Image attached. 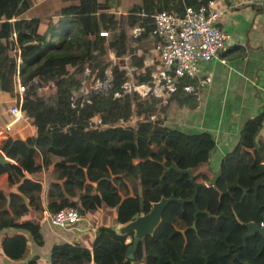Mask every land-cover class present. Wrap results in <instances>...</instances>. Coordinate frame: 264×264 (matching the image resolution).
Instances as JSON below:
<instances>
[{
    "label": "trees",
    "instance_id": "trees-1",
    "mask_svg": "<svg viewBox=\"0 0 264 264\" xmlns=\"http://www.w3.org/2000/svg\"><path fill=\"white\" fill-rule=\"evenodd\" d=\"M33 1L0 0V88L12 91L18 77L24 85L16 96L20 115L33 124V133L24 138L8 135L0 140L6 158L0 163V184L14 185L7 191L0 187V231L13 230L0 240L3 254L19 259L27 237L42 243L38 223L20 220L12 206L21 214L41 209V185L33 174L47 169L51 156H57L49 168L45 206L50 212L70 205L83 213L105 203L115 208V221L123 223L133 213L147 211L161 195L187 199L193 184L187 172L165 168L174 163L180 169L189 167L195 181L207 183L195 195L197 206L207 213H197L191 227L193 204L171 200L152 233L139 239L132 259L124 255L130 242L125 237L132 233L99 225L91 249L76 242L54 243L52 264H130L140 259L144 264H264L261 237L252 234L244 245L240 238L243 222L261 221L264 185L251 186L264 175V138L255 140L264 109L244 121L236 144L214 172L209 166L214 143L209 132L165 126L160 113L166 103L120 89L124 79L141 82L151 77L156 61L145 65L141 47L145 40L157 41L152 14L161 9L182 13L181 0H140L119 16L107 10L106 0H78L60 7L53 17H20ZM90 76L104 80V87L84 92L82 79ZM192 84L190 75L181 76L167 99L185 89L195 91ZM102 158L120 172L102 177ZM85 177L95 183L86 184L82 192ZM243 187L248 189L241 195ZM16 264H35V259Z\"/></svg>",
    "mask_w": 264,
    "mask_h": 264
},
{
    "label": "crops",
    "instance_id": "crops-1",
    "mask_svg": "<svg viewBox=\"0 0 264 264\" xmlns=\"http://www.w3.org/2000/svg\"><path fill=\"white\" fill-rule=\"evenodd\" d=\"M78 0H34L32 5L20 13V17L55 16L57 10ZM104 2V0H97ZM140 0H106L107 10H116V15L123 13L133 3ZM184 6L196 5L197 0H181ZM215 7L220 10L217 24L228 33L224 49L217 51L209 60H198L196 72L191 74L195 91L185 90L181 95L166 99L163 116L165 126L180 129L184 132L207 131L214 143L210 150L209 166L217 172L222 156L230 151L237 142L239 130L244 121L264 109V2L250 0H215ZM156 42V41H155ZM149 40L143 41L145 56L143 63L150 65L155 61V44ZM13 46V45H12ZM15 76L12 91L0 88V140L6 136L24 138L33 133L30 120L11 113V107L16 104ZM190 94L185 98L183 95ZM21 114V113H20ZM264 138V115L258 127L255 140ZM57 156H51L52 161L47 169L35 173L41 189V209H29L24 214L12 206V213L19 219H31L38 223L42 243L37 244L31 238L26 239V248L22 256L15 260L5 256L0 246V264L23 263L34 257L35 264H52L49 254L54 243L76 242L91 249L96 227L111 226L116 223L115 208L101 203L93 209L81 212L82 219L73 224L58 226L51 224L46 216L47 184L51 180L49 168ZM102 177H110L120 172L114 164L102 158L99 165ZM31 176V173H26ZM4 191L13 186L0 184ZM85 190V188H84ZM81 187V191L83 192ZM68 191H66V194ZM77 198V195H73ZM118 223V222H117ZM120 224V223H119ZM13 230L7 228L0 231V240L4 233ZM131 238L125 237V242ZM93 264L92 260H89ZM130 264H144L143 260H134Z\"/></svg>",
    "mask_w": 264,
    "mask_h": 264
},
{
    "label": "built area",
    "instance_id": "built-area-1",
    "mask_svg": "<svg viewBox=\"0 0 264 264\" xmlns=\"http://www.w3.org/2000/svg\"><path fill=\"white\" fill-rule=\"evenodd\" d=\"M250 1L259 2L262 0ZM219 15L220 10L215 7V0L186 5L182 13L163 9L155 11L152 14V31L157 36V41L154 44L156 67L152 71L151 77L146 81L132 82L129 78L124 79L120 85L121 92L134 90L140 98L147 99L153 96L163 102L175 89L181 76L196 72L198 60H209L216 55L218 50L224 49L228 33L217 24ZM137 29L135 27L133 31H137ZM99 34L107 35V31L100 30ZM109 51L112 53L111 50ZM83 69L88 71L87 66H84ZM95 79L93 80L92 76L89 77L92 86L104 87V80ZM31 81L34 82L35 78H32ZM82 87L84 92L91 88L90 86L88 89L85 86ZM23 89L24 85L16 81V90L21 93ZM11 113L14 116L20 115L18 102L11 107ZM96 121L99 122V118ZM204 183L207 185L206 182ZM46 216L51 224L58 226L73 224L82 219L81 212L70 205L63 206L53 212L49 211Z\"/></svg>",
    "mask_w": 264,
    "mask_h": 264
},
{
    "label": "water",
    "instance_id": "water-1",
    "mask_svg": "<svg viewBox=\"0 0 264 264\" xmlns=\"http://www.w3.org/2000/svg\"><path fill=\"white\" fill-rule=\"evenodd\" d=\"M264 2V0L261 1V3ZM6 161V158L3 156L2 153H0V163ZM165 168H174L178 171L182 172H187L189 175V179L193 184V192L191 196L187 199L181 198V197H176L173 194H169L168 196H163L161 195L157 200L152 201L150 203V207L148 208L147 211L145 212H136L131 215V217L123 222V223H113L110 227L117 233L125 234L128 232L132 233L130 242L126 245L124 249V255L132 259L134 255L135 248L137 246V243L139 239L146 235V234H151L154 227L157 225L162 210L164 206L171 200H174L180 204H182L185 201L191 202L193 204V212H192V222L190 224L191 227H194L195 225V219L196 215L199 212H205L207 213L204 209H200L196 202H195V195L197 192L198 187H205L206 184L204 182H199L195 181L191 172V169L189 167L180 169L178 168L174 163H171L169 166H165ZM261 168L264 169V163L261 162ZM91 183L94 184L95 182L90 181L87 177L84 178L83 184H82V190H84L86 184ZM264 185V175L256 178L253 182V185L251 188L256 189L258 185ZM247 187H243L241 191V195L247 190ZM24 199V202L27 204V200L24 196H22ZM263 210L260 213L261 216V224L249 220L246 222H243V225L245 226V231L241 234V244H245V239L252 235V234H258L262 241L264 242V203L262 204ZM234 255H237V252H235Z\"/></svg>",
    "mask_w": 264,
    "mask_h": 264
},
{
    "label": "rangeland",
    "instance_id": "rangeland-1",
    "mask_svg": "<svg viewBox=\"0 0 264 264\" xmlns=\"http://www.w3.org/2000/svg\"><path fill=\"white\" fill-rule=\"evenodd\" d=\"M135 33V31H133V28H132V30H131V38H130V44L131 45H133V42H135V40H134V38H133V34ZM108 34V33H107ZM104 36H108V35H104ZM106 55L108 56V57H110L111 55H112V53L109 51V50H107V53H106ZM96 80V79H95ZM90 80H89V77H85V78H83L82 79V82H81V87L82 86H85L86 87V89H88V87L90 86V87H92V82L90 83L89 82ZM96 82V81H95ZM90 84V85H89ZM48 86H50V83H48Z\"/></svg>",
    "mask_w": 264,
    "mask_h": 264
}]
</instances>
